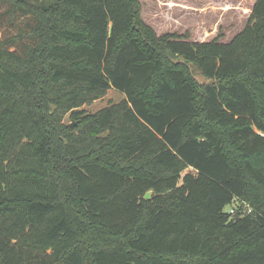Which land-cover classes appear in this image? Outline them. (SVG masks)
<instances>
[{
  "label": "trees",
  "instance_id": "1",
  "mask_svg": "<svg viewBox=\"0 0 264 264\" xmlns=\"http://www.w3.org/2000/svg\"><path fill=\"white\" fill-rule=\"evenodd\" d=\"M26 4L0 0V264H264V0L202 43L137 0Z\"/></svg>",
  "mask_w": 264,
  "mask_h": 264
},
{
  "label": "rangeland",
  "instance_id": "2",
  "mask_svg": "<svg viewBox=\"0 0 264 264\" xmlns=\"http://www.w3.org/2000/svg\"><path fill=\"white\" fill-rule=\"evenodd\" d=\"M26 6L37 11L41 17L44 9L35 7L50 6V0H24ZM140 6V19L153 30L156 37L173 35L185 38L190 42H210L215 38L219 42H229L244 27L247 19L243 16L251 10L254 0H137ZM232 10V11H230ZM241 13L242 16H239ZM44 16V23L51 20ZM196 15H198L196 17ZM198 21L203 22L200 27ZM181 22L178 24V22ZM199 28H198V27ZM137 36V33H131ZM199 81L201 78L197 77ZM124 100V94L111 88L99 99L91 101L78 109V116H72L71 111L65 113L62 123L78 127L76 134L83 131L84 120L104 108L116 106ZM78 117L80 119H78ZM75 118V119H74ZM83 120V121H82ZM71 129V128H70ZM87 130V129H86ZM106 133L96 132L91 138L105 136ZM187 173L185 171L182 176ZM229 207L225 210L227 211Z\"/></svg>",
  "mask_w": 264,
  "mask_h": 264
},
{
  "label": "built area",
  "instance_id": "3",
  "mask_svg": "<svg viewBox=\"0 0 264 264\" xmlns=\"http://www.w3.org/2000/svg\"><path fill=\"white\" fill-rule=\"evenodd\" d=\"M241 204L239 203V202H233V204L231 205V206H229V209L227 210L228 211V213L230 214V215H232V214H235V211L237 210V208L240 206ZM242 205H244V207H245V211H244V213H249L251 210H250V208L247 206V205H245V203H242Z\"/></svg>",
  "mask_w": 264,
  "mask_h": 264
},
{
  "label": "crops",
  "instance_id": "4",
  "mask_svg": "<svg viewBox=\"0 0 264 264\" xmlns=\"http://www.w3.org/2000/svg\"><path fill=\"white\" fill-rule=\"evenodd\" d=\"M255 1H256V0L253 1V3H252V7H253ZM252 7H251V9H252ZM230 11H232V10H230ZM250 13H251V10L248 11V12H247L246 14H244L243 16L248 20ZM238 15H239V16H242L241 13H238ZM197 16H198V15H196V17H197ZM198 20H199V19H196V22H198L197 25H199V26L201 27V26L203 25V22L198 21ZM180 22H181V20L178 22V24H179ZM246 23H247V21H246ZM246 23H245V25H246ZM197 27H198V26H197ZM198 28H199V27H198Z\"/></svg>",
  "mask_w": 264,
  "mask_h": 264
},
{
  "label": "water",
  "instance_id": "5",
  "mask_svg": "<svg viewBox=\"0 0 264 264\" xmlns=\"http://www.w3.org/2000/svg\"><path fill=\"white\" fill-rule=\"evenodd\" d=\"M70 128L72 129L73 126H70ZM151 193H152V192H147V193L145 194V196H144V199H146V200L150 199V197H151Z\"/></svg>",
  "mask_w": 264,
  "mask_h": 264
}]
</instances>
